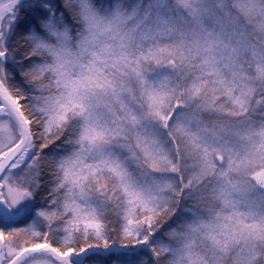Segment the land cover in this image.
<instances>
[{
  "label": "snow or ice",
  "instance_id": "snow-or-ice-1",
  "mask_svg": "<svg viewBox=\"0 0 264 264\" xmlns=\"http://www.w3.org/2000/svg\"><path fill=\"white\" fill-rule=\"evenodd\" d=\"M0 264H264V0H0Z\"/></svg>",
  "mask_w": 264,
  "mask_h": 264
},
{
  "label": "trees",
  "instance_id": "trees-1",
  "mask_svg": "<svg viewBox=\"0 0 264 264\" xmlns=\"http://www.w3.org/2000/svg\"><path fill=\"white\" fill-rule=\"evenodd\" d=\"M102 1L106 2V0H99V2H102ZM58 2L62 4L63 0H58ZM169 223H171V222H169Z\"/></svg>",
  "mask_w": 264,
  "mask_h": 264
},
{
  "label": "rangeland",
  "instance_id": "rangeland-1",
  "mask_svg": "<svg viewBox=\"0 0 264 264\" xmlns=\"http://www.w3.org/2000/svg\"><path fill=\"white\" fill-rule=\"evenodd\" d=\"M102 2H105V1H102Z\"/></svg>",
  "mask_w": 264,
  "mask_h": 264
}]
</instances>
